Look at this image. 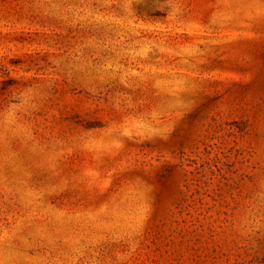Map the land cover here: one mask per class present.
Listing matches in <instances>:
<instances>
[{
  "label": "rangeland",
  "instance_id": "1",
  "mask_svg": "<svg viewBox=\"0 0 264 264\" xmlns=\"http://www.w3.org/2000/svg\"><path fill=\"white\" fill-rule=\"evenodd\" d=\"M0 264H264V0H0Z\"/></svg>",
  "mask_w": 264,
  "mask_h": 264
}]
</instances>
